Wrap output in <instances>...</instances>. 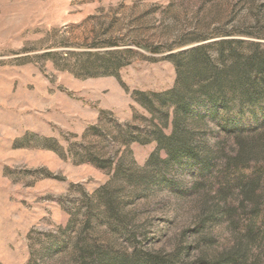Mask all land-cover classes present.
<instances>
[{
	"label": "rangeland",
	"instance_id": "obj_1",
	"mask_svg": "<svg viewBox=\"0 0 264 264\" xmlns=\"http://www.w3.org/2000/svg\"><path fill=\"white\" fill-rule=\"evenodd\" d=\"M236 32L264 45V0H0V264H216L243 246L209 184L149 163L165 94L189 84L177 55ZM198 137L229 149L212 124Z\"/></svg>",
	"mask_w": 264,
	"mask_h": 264
},
{
	"label": "trees",
	"instance_id": "obj_2",
	"mask_svg": "<svg viewBox=\"0 0 264 264\" xmlns=\"http://www.w3.org/2000/svg\"><path fill=\"white\" fill-rule=\"evenodd\" d=\"M236 35L177 55L185 59L189 84L165 94L173 107L172 132H155L157 148L149 163L164 152L163 164L182 167L196 186L210 185L217 200L214 221L239 230L243 243L216 264H264L251 252L264 241V157L253 152L264 140V45L230 39ZM215 48L214 60L209 51ZM189 120L196 127L189 129ZM208 124L230 142L227 152L219 146L209 152L203 141L196 144Z\"/></svg>",
	"mask_w": 264,
	"mask_h": 264
}]
</instances>
